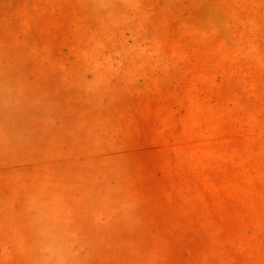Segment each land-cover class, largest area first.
Wrapping results in <instances>:
<instances>
[{
  "label": "rangeland",
  "instance_id": "rangeland-1",
  "mask_svg": "<svg viewBox=\"0 0 264 264\" xmlns=\"http://www.w3.org/2000/svg\"><path fill=\"white\" fill-rule=\"evenodd\" d=\"M0 264H264V0H0Z\"/></svg>",
  "mask_w": 264,
  "mask_h": 264
}]
</instances>
